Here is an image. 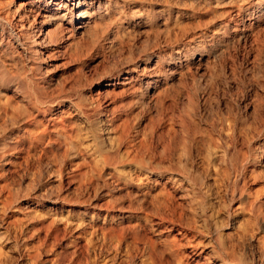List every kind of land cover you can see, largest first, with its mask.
I'll list each match as a JSON object with an SVG mask.
<instances>
[{"label": "rangeland", "instance_id": "rangeland-1", "mask_svg": "<svg viewBox=\"0 0 264 264\" xmlns=\"http://www.w3.org/2000/svg\"><path fill=\"white\" fill-rule=\"evenodd\" d=\"M90 1L87 0L88 3ZM100 1L99 7L95 3L86 6L89 17L96 20L101 34L91 54L81 61L58 55L56 59L48 61V74H45L52 76L54 82L62 80L66 85L80 78L84 84L81 92L83 90L87 97L102 92L101 100H105V104L110 103L108 108H116L117 117L127 119V127L131 128H128L131 134L127 140H134L136 144L142 142L140 154L147 157L152 151L153 162L170 166L179 174L185 171L192 173V178H203L207 193L200 190L203 195L193 191L181 195L171 187V170L162 176L147 173L143 183L147 184L151 194L144 205L151 208V199L155 197L159 212L170 216L171 207L165 205V192L169 190L173 193L172 203H180L184 208L185 221L191 217L197 219L196 225L203 231L204 216L210 215L216 222V233L203 231L200 251L183 249L186 260L190 264H238L224 263L216 257L211 241L218 233L225 238L237 237L243 223L241 208L247 197L237 190L232 196L230 183L216 180L219 178L215 173L224 164L223 150L211 147L208 155L207 148L209 138L217 142L222 138L224 145L231 146L232 130L227 128L224 121L232 119L236 120V135L240 136V128L244 124L251 129L247 135L250 142L239 137L237 147L243 142L242 149L249 145L257 151L258 162L263 160L261 147L264 146V136L260 132L264 130V0ZM59 10L63 11L62 8ZM64 27L67 33H71L72 25L65 22ZM214 31H219L218 35L213 36ZM157 60L168 73L174 70L184 72L166 80L168 89L158 100L152 98L128 108L132 94H122V85L104 87L99 81L101 76L112 80L109 83L117 81V76L121 80L126 75L125 69L137 67L140 70L145 66H154ZM19 61L23 60L20 58ZM78 69L81 70L78 75L84 74L79 78L75 75L79 73ZM127 116L132 118L130 122ZM182 117H186L191 124L189 150L183 149L177 142L183 133L180 126ZM95 118L97 116L92 119ZM222 124L225 128H222ZM162 130L165 140H160L158 136ZM172 133L176 134L177 140L170 138ZM104 134V138H107L108 135ZM167 142L172 148L163 152V145ZM13 154L12 163L0 157V264H142L145 259L142 244L138 243V247L136 245L131 249L124 243L119 246L115 242L105 245L100 232L94 233L96 226L130 227L136 223L132 218L125 219L128 215H122L117 206L113 211L105 210L108 184L113 187L125 177L135 180L133 177L137 172L132 163L124 160L126 163H92L87 167L79 165V162L50 165L37 164L32 160L26 164L20 158L16 159V155L14 158ZM260 164L254 161L247 166V176L251 174L248 181L255 190L264 189V168ZM126 188L120 185L114 192L117 196H124L128 190ZM8 196L13 199L10 207L4 211L2 201ZM86 198L89 199L86 204L78 202ZM122 200V212H125L128 202L125 197ZM55 231L59 232L58 240L55 239ZM148 232L160 249H164L176 235L175 231L171 233L160 227ZM260 235H264V231ZM257 247L256 240L246 236L245 254L242 257L248 263L257 256Z\"/></svg>", "mask_w": 264, "mask_h": 264}, {"label": "bare ground", "instance_id": "bare-ground-1", "mask_svg": "<svg viewBox=\"0 0 264 264\" xmlns=\"http://www.w3.org/2000/svg\"><path fill=\"white\" fill-rule=\"evenodd\" d=\"M93 3L98 4V7L101 5L100 0H91L89 3L87 0H0V157L7 163H12L14 161L11 159L13 158L11 154L14 152V158L17 156L16 159L20 158L26 164L32 160L37 164L46 163L50 165L79 162V165L87 167L92 163L107 165L124 160L129 161L134 165L133 169L137 172L136 175L134 173L133 179L135 178V180L132 181V178L127 179L125 177L120 179L118 183L116 182L117 184L113 187L108 184L107 193L109 194L107 195L108 201H106L105 210L110 211L117 206L122 215H128L125 219L132 218L136 223L130 227H122L121 225L96 226L94 233L100 232L105 245L115 242L119 246L124 243L131 249L138 243L142 244L145 257L142 264H190L186 260L183 249L192 248L194 251H200L201 246H203L201 239V236L204 235L203 231L215 232L217 226L215 220H212L210 215H205V230L203 231L197 227V219L191 217L185 221L183 219L184 208L180 203L176 205L173 204L174 202L172 203L173 193L169 190L165 192L167 195L165 205L171 207L170 216H168L169 214L165 215L163 211L159 212L160 209L158 210L155 205V197L151 199L152 207L147 208L148 206L146 207L144 203L150 192L146 187L147 184L143 183V179H145L143 177H146L147 173L162 176L164 172L171 170L173 172L169 179L171 187L173 190L179 191L181 195H188L192 191L196 193L200 190L203 193L206 192V184L203 182V178L199 179L196 176L192 178V173L189 174L185 171L183 174H179L174 172L175 169L170 166L164 167L159 162H153L154 153L152 151L147 157L140 154L142 142L139 141L136 144L133 142L134 140H127L128 135L131 134L128 132L130 127H127V119L117 117L116 108H108L110 103L105 104L106 101L101 100L103 93L97 92L95 96L87 97L82 93L83 90L81 92V87L84 85L83 80L81 81L79 78L84 74L78 75L81 70L78 69L79 73L75 74L79 79H74L69 85L63 83L62 80L54 82L53 77L47 75L48 61L56 59L58 55H67L73 61H81L89 56L95 48L96 41L101 34L99 35V26L96 20L89 17L86 7ZM60 8L63 11H60ZM65 22L72 25L71 33H67L64 27ZM218 33L219 31H214L212 35L216 36ZM63 42L65 45L61 47L60 44ZM20 58L23 61L18 62ZM158 60L154 66H145L140 70L137 67L125 69L127 76L125 75L121 80H118L117 76V78L115 77L117 81L109 83L112 80L108 79L107 76H101L99 81L104 87L122 85V94L126 95V92L132 94L133 98L129 101L128 108L134 104L136 106V104L148 102L152 98L158 100L168 89L166 80L175 74H184L183 71L178 72L177 70L168 73L159 65ZM84 83L86 84V82ZM163 85H165L164 88ZM108 95L110 96V94ZM125 104L123 105L125 106ZM93 116H97V118L92 119ZM120 116L122 115L120 114ZM131 119L128 117L129 122ZM227 120L224 121V124H227V128L232 130L231 146L224 145L222 138L220 142L209 138L207 154L210 155L209 149L211 147H220L223 150L224 164L219 166L220 168L216 171V177L219 178L216 180L230 183L232 196L237 190L240 195L245 193L247 200L246 203L242 204L243 223L237 237L225 238L223 234L218 233L217 237L211 241L212 251L224 263L264 264V235L258 236L260 232L264 231V189L255 190L251 187L248 181L251 174L247 176V171H249L247 166L251 162L261 163L260 166L264 168V146L261 147L263 160L258 162L259 157L257 158L256 150H253L249 145L246 149H242L243 142L240 147H237L238 141L240 142L239 137L246 141L249 139L247 135L251 131V129L249 130L250 126L244 124L240 128V136H238L235 134L236 120ZM160 122L162 121L160 120ZM180 126L183 132L180 138L177 140L175 136L179 130L176 134L172 133L170 138L176 139L182 148L186 149L190 142L191 124L186 117H182ZM193 128L195 127L193 126ZM104 133L108 135L107 138H104ZM162 133L158 134L159 139L165 140L163 130ZM209 135L212 136V134ZM260 135L264 136V130L260 132ZM196 144L198 146V143ZM143 145L146 144L143 142ZM123 148L124 150L121 152ZM144 148L146 147L144 146ZM170 148H172L170 143L164 144L162 151L170 150ZM20 164L23 163L20 162ZM239 177L242 182L239 181ZM117 178L119 180L120 177ZM120 185H124L128 189L124 196H117L114 192L120 188ZM199 194L203 195L201 192ZM124 197L128 204L127 210L122 212L123 205L120 202L123 201ZM11 198L8 196L2 201L4 211L10 207ZM88 200L87 198L79 199L78 202L86 204ZM202 202L201 204H203ZM158 227L171 233L176 232V235L164 246V249L158 247L157 241L148 232L156 230ZM58 233L55 231L56 240L59 237ZM246 236L256 240L258 245L257 258L253 257L250 263L242 257L245 254L243 248Z\"/></svg>", "mask_w": 264, "mask_h": 264}]
</instances>
